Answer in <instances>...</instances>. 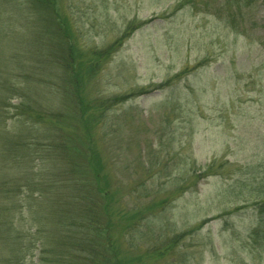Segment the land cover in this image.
<instances>
[{"label": "rangeland", "instance_id": "374dc122", "mask_svg": "<svg viewBox=\"0 0 264 264\" xmlns=\"http://www.w3.org/2000/svg\"><path fill=\"white\" fill-rule=\"evenodd\" d=\"M53 1L0 0V80L26 88L8 117L37 116L2 125L38 130L42 159L57 133L71 157L91 148L124 264H264L249 239L264 201V0ZM51 19L68 29L72 69ZM45 221L33 231L54 230ZM42 236L27 264L49 260Z\"/></svg>", "mask_w": 264, "mask_h": 264}, {"label": "trees", "instance_id": "16d2710c", "mask_svg": "<svg viewBox=\"0 0 264 264\" xmlns=\"http://www.w3.org/2000/svg\"><path fill=\"white\" fill-rule=\"evenodd\" d=\"M30 1L39 8L45 4V8L52 7L55 3L53 0ZM193 1L184 0L179 6ZM256 1L223 0V5L226 3L224 8L230 9L241 2L251 5ZM38 7L33 8L35 15L39 12ZM59 21L49 20L50 33L55 37L59 66L69 70L76 58L70 40L67 41L70 35L64 27L65 22ZM113 47L91 49L95 60L89 63L88 69L94 71L109 58ZM4 72H7L5 67L0 74ZM25 89L19 90L8 79L0 80V264H27L28 257L33 261L35 251H40L44 232L48 247L46 253L50 257L43 260L45 264H124L113 240L112 217L106 209L111 200L109 190L102 183V169L98 161L94 164L91 161L94 154L91 148L72 145L71 157L68 146L61 142L62 137L57 133L51 137L53 142L42 159L38 130L23 129L11 134L2 125L15 114L24 119L37 120V116L26 109L18 112V106L8 117V108L14 106L10 95L25 93ZM127 97L112 98L107 104L123 102L129 99ZM44 159L45 167L41 166ZM257 211L259 224L252 230L249 239L255 248L264 252V201L257 204ZM45 219L50 220L49 228L54 226V230L33 231V226L43 225ZM38 260L41 261V258Z\"/></svg>", "mask_w": 264, "mask_h": 264}]
</instances>
